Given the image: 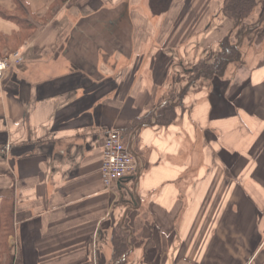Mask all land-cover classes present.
<instances>
[{
    "label": "crops",
    "instance_id": "1",
    "mask_svg": "<svg viewBox=\"0 0 264 264\" xmlns=\"http://www.w3.org/2000/svg\"><path fill=\"white\" fill-rule=\"evenodd\" d=\"M223 3L0 0V52L23 53L0 76L5 264H115L119 224L134 239L126 264H264V40L186 80L235 29ZM257 12L244 36L264 31ZM112 129L140 176L106 187Z\"/></svg>",
    "mask_w": 264,
    "mask_h": 264
},
{
    "label": "trees",
    "instance_id": "2",
    "mask_svg": "<svg viewBox=\"0 0 264 264\" xmlns=\"http://www.w3.org/2000/svg\"><path fill=\"white\" fill-rule=\"evenodd\" d=\"M260 4L264 5V0H224L223 14L230 18L234 22L235 29H238L246 20L253 17ZM228 39L229 38L226 37L221 42V45L224 47L214 63L210 66H203L197 70V79L201 76L221 75L225 72L231 62L240 61L239 59L241 55L236 51L237 47L234 44H229ZM0 53L4 55V53ZM157 116L158 123L166 125L174 120L175 112L170 106H168L159 111ZM123 202L126 203L125 200H123ZM6 218L7 219L3 221L5 224L0 232V264H5V262H3L4 255H8L10 252V248L5 240L13 232V222L10 215H7ZM123 226L124 228L127 227L126 222L123 223ZM129 236V232L126 229H123L120 224L114 228L112 237V261L115 262V264H126L127 258L123 259V257L130 250V245L134 243L132 237L130 239L131 242L128 241Z\"/></svg>",
    "mask_w": 264,
    "mask_h": 264
},
{
    "label": "built area",
    "instance_id": "3",
    "mask_svg": "<svg viewBox=\"0 0 264 264\" xmlns=\"http://www.w3.org/2000/svg\"><path fill=\"white\" fill-rule=\"evenodd\" d=\"M22 62L23 53L20 51L8 55L0 53V76ZM137 170L136 158L125 143L122 131L110 130L103 147L102 178L105 186L113 187L119 182L125 183Z\"/></svg>",
    "mask_w": 264,
    "mask_h": 264
},
{
    "label": "rangeland",
    "instance_id": "4",
    "mask_svg": "<svg viewBox=\"0 0 264 264\" xmlns=\"http://www.w3.org/2000/svg\"><path fill=\"white\" fill-rule=\"evenodd\" d=\"M258 12L256 14V17L257 19H253L254 23L260 21V20H264V5L263 4H260L257 8ZM216 26H218L216 24ZM264 29V27H262ZM245 30V27H240L238 29H234L233 31H231V33L227 34H223V35H218V38L216 39V43H214V50L211 49V50H206V51H200V56H199V62L198 63H195L193 65H191L189 67V72L187 74L188 77H186V80L188 82V85H190L191 83L195 82L196 79H197V75H198V72L197 70L203 66H210L211 64L214 63L215 59L217 58V56L220 54V52L223 50V47L221 45V42L224 40L223 37L225 35H228L227 37L229 38L228 39V42L229 44H234L237 48H236V51L238 53H240V59L243 57V54L246 52L247 48L249 47V45L251 44V41H261V40H264V31L260 32V33H256L254 34V32L250 33L252 35H246V36H243L242 40L241 41H238L239 37H240V34ZM260 31V30H259ZM244 37H247V38H244ZM212 39H213V35H212ZM239 59V60H240ZM237 61V60H236ZM232 63H235L234 62H231ZM203 79L204 78H207L208 76H201ZM200 77V78H201Z\"/></svg>",
    "mask_w": 264,
    "mask_h": 264
},
{
    "label": "water",
    "instance_id": "5",
    "mask_svg": "<svg viewBox=\"0 0 264 264\" xmlns=\"http://www.w3.org/2000/svg\"><path fill=\"white\" fill-rule=\"evenodd\" d=\"M251 29H247V30H245V31H243L241 34H240V37H239V39H238V41H240L242 38H243V36L247 33V32H249ZM139 176H140V171H138V174H137V179L139 178ZM133 208H134V206H132ZM125 217H126V215H125ZM124 220H125V218H124ZM126 258V255L123 257V259H125Z\"/></svg>",
    "mask_w": 264,
    "mask_h": 264
}]
</instances>
